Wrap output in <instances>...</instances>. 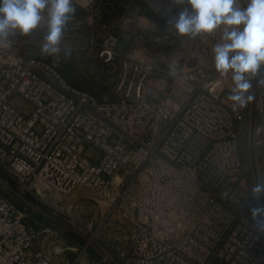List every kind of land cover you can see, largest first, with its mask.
<instances>
[{
    "label": "built area",
    "instance_id": "obj_1",
    "mask_svg": "<svg viewBox=\"0 0 264 264\" xmlns=\"http://www.w3.org/2000/svg\"><path fill=\"white\" fill-rule=\"evenodd\" d=\"M138 1L162 21L125 45L108 30L115 0H73L58 55H41L46 22L0 46V169L16 184L0 181V264H264V234L249 218L251 188L264 180V73L247 106L234 107L231 73L220 75L212 51L222 28L177 36L168 23L180 10L172 0ZM99 19L100 39L92 28ZM158 45L166 58L149 52ZM96 59L110 77L101 96L58 70ZM78 185L100 214L96 226L72 217L89 233L83 245L60 217L76 205L79 196L68 199ZM47 191L62 201L52 204ZM24 192L42 196L43 207ZM104 230L120 232L123 244L108 237L104 251L88 249ZM73 233L84 238L80 228Z\"/></svg>",
    "mask_w": 264,
    "mask_h": 264
},
{
    "label": "clouds",
    "instance_id": "obj_2",
    "mask_svg": "<svg viewBox=\"0 0 264 264\" xmlns=\"http://www.w3.org/2000/svg\"><path fill=\"white\" fill-rule=\"evenodd\" d=\"M172 4L180 9L168 20L177 36L195 39L222 28L221 42L212 49L215 68L221 76L231 73L228 99L233 106L246 107L253 98V79L264 73V0H172ZM74 11L73 0H0V46L11 47L10 36L30 35L46 22L41 55H58ZM259 84L264 86V78ZM251 199L257 204L249 208V218L264 234V180L251 188Z\"/></svg>",
    "mask_w": 264,
    "mask_h": 264
},
{
    "label": "rangeland",
    "instance_id": "obj_3",
    "mask_svg": "<svg viewBox=\"0 0 264 264\" xmlns=\"http://www.w3.org/2000/svg\"><path fill=\"white\" fill-rule=\"evenodd\" d=\"M115 4H116V8L114 10V13L112 15V20L115 24V26L108 28L110 33H113L114 35H116V37H121V40H123V43H125V40L129 39V36H132L138 32H140V30H144L147 31L149 29V26H152L153 23V18H152V12L148 9L145 8L144 4L142 1H138V0H115ZM155 18L158 19V22L161 21L160 20V16L158 15V17L155 15ZM155 21V20H154ZM100 19L92 26L93 30H94V35L96 36V38L100 39L103 34L105 33V30L102 29V27L99 25ZM158 27L160 26V24L158 23L157 25ZM156 25H154L153 27L156 28ZM148 28V29H147ZM89 29L86 26V30ZM124 35V36H123ZM127 37V38H126ZM66 46L71 45V42H65ZM150 53H157L158 52V57L162 58H166V49L160 45L158 46H153L149 49ZM85 65H82L81 67H75L71 61H65L64 63L61 64L59 71H66L67 76L65 77L68 82L75 86V87H80L82 89H89L93 92H95V94L100 95V94H104L105 92H103L106 89V86L108 87L109 84V80L110 77L109 75L105 72V66L104 64L96 59V60H90L88 62L84 63ZM161 70H164V65L163 63H161ZM58 67V68H59ZM79 71L77 72L76 69ZM90 72V73H89ZM92 72V73H91ZM159 74V72H158ZM157 75V74H155ZM158 79V82H160L159 80V76H157V78H155V80ZM105 88V89H104ZM13 103L17 104L18 106L21 107H25L26 106V101L22 100V99H14ZM85 152L87 154H91L93 152H96V150L91 147L88 146L85 149ZM244 163L247 166V155H244ZM251 167L248 165V168L246 169V175H245V180H248L251 177ZM259 169H261V165L259 164ZM1 170V169H0ZM2 171V170H1ZM0 172V181H6L8 182L13 188L16 187V184L14 182V180L4 171ZM13 183H10L11 181ZM0 186H2L1 182H0ZM7 192V191H6ZM89 191L81 186L78 185L75 190L71 193V195L69 196V199L75 198L76 196H79V198L76 201V205L72 206L66 210H64L65 212L63 214H60L59 218L61 219V221L63 223H65L64 226V231L66 233V235L68 237H71L73 239H75L79 244H84L86 242V240L89 237V233L85 232L83 230V226H79L80 224L78 222H82V223H88V221L91 219L92 222V226H96L98 224V220H99V216L100 214L98 213V210L95 206V204H93L91 201L87 200V198H85L83 195L88 193ZM8 196H15L14 194H10L7 193ZM20 195L27 200L28 202H31L33 204V206L38 207V208H42L43 207V203H42V199L41 197H35V196H31L27 193H20ZM44 197L46 200H49L52 202V204H59L62 201V198L59 195H56L54 192H50L47 191L44 194ZM43 198V197H42ZM20 200L18 199V202ZM20 205L21 202H20ZM256 206V205H253ZM22 207H24V209L26 211H29V207L26 206L25 204L22 205ZM33 208V209H35ZM30 213L32 214V217H39L41 216L37 210H31ZM71 214V215H69ZM72 217H74L75 219L78 220V222L74 221L72 219ZM42 218V217H41ZM115 226L119 227L118 224H116ZM79 228L81 229L82 234L84 235L83 237H79L76 234H74V230H79ZM117 230V229H116ZM106 230L104 231H100L99 233V237H94L91 240V244H89L87 247L88 249L91 248V245L96 247L99 250H104L106 249V245H109V241H108V237L105 235ZM112 236L111 237H116L117 239V243H116V248L120 247L123 243H122V235L120 232H111Z\"/></svg>",
    "mask_w": 264,
    "mask_h": 264
},
{
    "label": "trees",
    "instance_id": "obj_4",
    "mask_svg": "<svg viewBox=\"0 0 264 264\" xmlns=\"http://www.w3.org/2000/svg\"><path fill=\"white\" fill-rule=\"evenodd\" d=\"M71 62H72V61H71ZM85 62H88V60H84L83 63H82V65H85V64H84ZM72 63L75 64V65H74L75 67H76V66H77V67H80L77 63H75V62H72ZM60 66H61V65H60ZM75 67H74V68H75ZM75 69H76V68H75ZM58 70H61L60 67L58 68ZM76 71L79 72L77 69H76ZM59 72H60V74H61L64 78L67 76L66 71H59ZM89 73H90V72H89ZM91 73H92V72H91ZM65 79H66V78H65ZM66 80H67V79H66ZM67 81H68V80H67ZM104 89H105V88H104ZM84 90H86V91H88L89 93H91V94H93V95H96V96H101V95L103 94V93H102V94H100V95H97V94H95V92H93V91H91V90H89V89H88V90H87V89H84ZM107 90H108V87L106 86V89H105L103 92H107ZM0 172H1V175H3L1 170H0ZM10 181H11V179H10ZM10 183H13V182L11 181ZM254 205H256V204H254ZM26 221L29 222V223H33V222L31 221L30 218H27Z\"/></svg>",
    "mask_w": 264,
    "mask_h": 264
},
{
    "label": "crops",
    "instance_id": "obj_5",
    "mask_svg": "<svg viewBox=\"0 0 264 264\" xmlns=\"http://www.w3.org/2000/svg\"><path fill=\"white\" fill-rule=\"evenodd\" d=\"M157 17H158V15H156ZM160 16V15H159ZM152 18L155 20V21H157V23H158V19H156L155 18V15H153L152 14ZM160 20L162 21V17L160 16ZM161 21H159L160 23H161ZM124 36V35H123ZM127 38V37H126ZM127 41H129V40H125V43L124 44H122L123 43V40L120 42V44H122V45H125L126 44V42ZM157 60V59H156ZM157 76H158V74L157 75H153V82H154V84H155V86H158V79H156L155 80V78H157ZM112 231V230H111ZM106 233V232H105ZM108 235H107V237H111L112 235H110L109 233H107ZM106 235V234H105ZM110 235V236H109ZM123 238V237H122ZM102 251H104V250H102ZM95 258L97 259L98 258V256H95Z\"/></svg>",
    "mask_w": 264,
    "mask_h": 264
}]
</instances>
